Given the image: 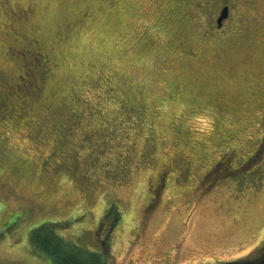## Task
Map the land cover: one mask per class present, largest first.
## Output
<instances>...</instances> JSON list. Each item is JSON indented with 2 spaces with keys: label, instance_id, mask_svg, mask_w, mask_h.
<instances>
[{
  "label": "rangeland",
  "instance_id": "1",
  "mask_svg": "<svg viewBox=\"0 0 264 264\" xmlns=\"http://www.w3.org/2000/svg\"><path fill=\"white\" fill-rule=\"evenodd\" d=\"M261 109L264 0H0V264H264Z\"/></svg>",
  "mask_w": 264,
  "mask_h": 264
},
{
  "label": "trees",
  "instance_id": "2",
  "mask_svg": "<svg viewBox=\"0 0 264 264\" xmlns=\"http://www.w3.org/2000/svg\"><path fill=\"white\" fill-rule=\"evenodd\" d=\"M109 212H113L110 210ZM115 212H113L114 216ZM57 222L44 221L30 231V242L49 257L51 264H109L106 249L83 251L80 246L70 243L58 233Z\"/></svg>",
  "mask_w": 264,
  "mask_h": 264
},
{
  "label": "water",
  "instance_id": "3",
  "mask_svg": "<svg viewBox=\"0 0 264 264\" xmlns=\"http://www.w3.org/2000/svg\"><path fill=\"white\" fill-rule=\"evenodd\" d=\"M226 14H227V8L226 7H223V9L221 10L220 15L216 19L217 25L221 24V21L226 16Z\"/></svg>",
  "mask_w": 264,
  "mask_h": 264
},
{
  "label": "snow or ice",
  "instance_id": "4",
  "mask_svg": "<svg viewBox=\"0 0 264 264\" xmlns=\"http://www.w3.org/2000/svg\"><path fill=\"white\" fill-rule=\"evenodd\" d=\"M261 111H264V109H261ZM194 114H197V113H194ZM198 114L202 115V113H198ZM0 174H2V173H0Z\"/></svg>",
  "mask_w": 264,
  "mask_h": 264
},
{
  "label": "flooded vegetation",
  "instance_id": "5",
  "mask_svg": "<svg viewBox=\"0 0 264 264\" xmlns=\"http://www.w3.org/2000/svg\"><path fill=\"white\" fill-rule=\"evenodd\" d=\"M264 252H262V254H263Z\"/></svg>",
  "mask_w": 264,
  "mask_h": 264
}]
</instances>
